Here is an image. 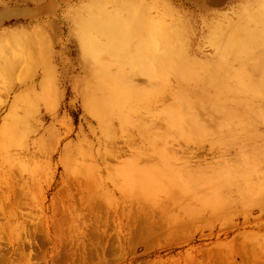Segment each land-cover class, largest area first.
Returning a JSON list of instances; mask_svg holds the SVG:
<instances>
[{"label":"rangeland","instance_id":"1","mask_svg":"<svg viewBox=\"0 0 264 264\" xmlns=\"http://www.w3.org/2000/svg\"><path fill=\"white\" fill-rule=\"evenodd\" d=\"M260 61L264 0H0V264H264ZM161 153L178 187L143 195Z\"/></svg>","mask_w":264,"mask_h":264},{"label":"bare ground","instance_id":"2","mask_svg":"<svg viewBox=\"0 0 264 264\" xmlns=\"http://www.w3.org/2000/svg\"><path fill=\"white\" fill-rule=\"evenodd\" d=\"M138 17H139V15L135 11H133V12L128 11L127 13H125L124 19L122 18L123 20L122 19L120 20L118 18V16L116 14H114V13L113 14L112 13L108 14V13H105L104 11H102V10H99L96 13H94V15L92 17V20H98L100 22L103 21V22H107V23H112V24H114V26L117 25L120 28H124V27H129L130 28V26L132 24L131 21L134 20V19H138ZM151 24L156 27V28H149L148 27V34H149V38H150L151 43H152L151 47L154 50L157 49L158 43L161 44L159 40H161L160 38H162L163 36L166 37L168 35V36H170L171 39H178L180 37V33L176 32L175 29H173V28L168 29L166 26H163L162 22L159 21V20L157 21L156 24L155 23H151ZM94 25H95V27H99L96 24H94ZM116 28L118 29V27H116ZM229 29H231V26L226 25V27H225L226 36L224 37L225 39L224 40L220 39L215 44L216 47H218V48H220L222 50H227L229 47H232L233 48L232 50H237V49L247 50V51H250V53H251L253 51V49L251 51V48L255 47L257 45L258 41H260V39H261V33H260V31L257 28L245 29V32L242 33V34L246 35L249 38L248 41L240 40L238 35L233 36L232 33H230ZM122 30H125V29H122ZM114 31H116V30H114ZM97 33H100V32L98 31ZM116 33H118V32L116 31ZM116 33H114V34H116ZM118 34L117 35H105L103 40H102L103 42H101L102 44H100L98 42H96V43L94 42L95 44H93V47L95 49H100V50L104 49V51L106 53H107V51H118V52H122V53H126V54H136V53H138V51H140V50L143 51L145 49L142 46L143 39H141L139 37H136L134 39H129L127 36L124 37L123 35H121V38L124 40V43H127L129 45V46L128 45L124 46V48H123L121 46L122 44L118 43V42L121 41V38L119 37L120 35H118ZM98 38H100V37H98ZM242 39H243V37H242ZM95 40H97V39H95ZM164 40H165V38H164ZM244 40H245V38H244ZM168 44H169V42H168ZM159 49H161V48H159ZM260 69L264 71V61H260L259 64L255 67V71L256 72L260 71ZM156 77H158V76H156ZM262 85H264V84H262ZM203 88H205V86H203ZM104 96L105 95L103 94V97ZM181 98L182 97H180V100H181ZM176 99H178V98H176ZM148 104H149V102H148ZM191 105H195L193 101H191ZM164 112H166V111H164ZM169 113L170 112L167 111L164 114L165 117H168V115H170V116L172 115V114H169ZM174 114L176 116V112H174ZM172 117H173V115H172ZM155 136H158V135H155ZM161 137L163 138V135ZM166 157H168V156H166L165 154H162V156H160L161 160H159V163H158L159 167H150V168H147L146 170L145 169L144 170H139V172L137 174V177H135V179L131 178L130 179L131 181H129L128 184L129 185L138 186L139 188H141L139 191H141V193L143 192V195H146V196H149V197L150 196L153 197V195L157 194L160 191H161V193H163L162 191H164V192H166V191L167 192L168 191L172 192L174 189H176L178 187L177 183H176L177 182L176 181V175H177V171L176 170L177 169L174 166L171 165L172 163H170L169 160H168L169 161V165H171L172 167L163 166V165H162L163 167L160 166V163H162V162H164V163L166 162V164H167ZM169 157H171V156H169ZM184 177H186V176H184ZM190 180L191 179H187L186 181H184L185 185H188ZM168 196H169V193H168Z\"/></svg>","mask_w":264,"mask_h":264}]
</instances>
